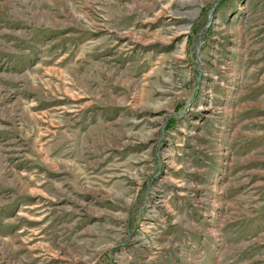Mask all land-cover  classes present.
Here are the masks:
<instances>
[{"label":"rangeland","instance_id":"1","mask_svg":"<svg viewBox=\"0 0 264 264\" xmlns=\"http://www.w3.org/2000/svg\"><path fill=\"white\" fill-rule=\"evenodd\" d=\"M0 264H264V0H0Z\"/></svg>","mask_w":264,"mask_h":264}]
</instances>
